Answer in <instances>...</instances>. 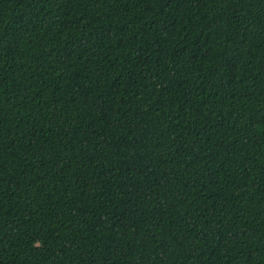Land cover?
I'll return each instance as SVG.
<instances>
[{
	"label": "trees",
	"instance_id": "obj_1",
	"mask_svg": "<svg viewBox=\"0 0 264 264\" xmlns=\"http://www.w3.org/2000/svg\"><path fill=\"white\" fill-rule=\"evenodd\" d=\"M0 264H264V0H0Z\"/></svg>",
	"mask_w": 264,
	"mask_h": 264
}]
</instances>
